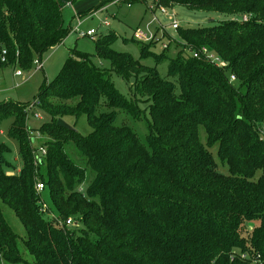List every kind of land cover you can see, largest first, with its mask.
<instances>
[{
    "label": "trees",
    "instance_id": "obj_1",
    "mask_svg": "<svg viewBox=\"0 0 264 264\" xmlns=\"http://www.w3.org/2000/svg\"><path fill=\"white\" fill-rule=\"evenodd\" d=\"M78 1L0 0V65L30 67L36 56L43 63L42 55L70 35L62 10ZM155 2L237 19L180 27L184 43L172 39L179 51L171 58L135 36L139 58L117 51L116 34L108 33L96 39L95 53L73 48L34 105L0 107V127L12 119L8 135L22 159L21 170L8 174L11 148L0 142V202L27 233L22 251L0 205V264H264V0ZM203 47L226 65L193 57L190 51ZM93 56L111 67L95 64ZM145 58H157L156 65L142 63ZM162 58L170 59L168 77L157 67ZM112 72L132 98L112 83ZM37 108L51 120L32 129L25 113L36 115ZM83 114L92 127L87 135L58 125L59 118ZM120 115L143 120L145 139L127 118L117 123ZM26 126L47 141L46 155L35 161ZM46 191L56 209L49 218L48 205L38 204ZM68 218L77 225H57Z\"/></svg>",
    "mask_w": 264,
    "mask_h": 264
},
{
    "label": "rangeland",
    "instance_id": "obj_2",
    "mask_svg": "<svg viewBox=\"0 0 264 264\" xmlns=\"http://www.w3.org/2000/svg\"><path fill=\"white\" fill-rule=\"evenodd\" d=\"M102 2L103 1L101 0H80L75 4H69L63 8V21L66 26L71 27V33L63 43L42 55V61L44 64L43 69L38 68L35 63V61L39 59V56H36L33 59L30 67H21L18 64L0 65V107H2V110L6 109L8 105H12L10 102L19 103L23 106L34 105L35 97L40 92L44 91L48 84L56 80L65 62L71 56V50L73 48H77L78 50L87 53H95L97 41L88 36L80 35V32H86L89 29L94 28L98 31V37L114 32L116 34V39L113 41L112 47L117 51L129 52L135 58L140 57V51L138 44L131 40L134 37V33L138 29L151 34L156 33L159 41H154L156 45L153 47V50L171 58L178 53L179 46L176 44L170 46V42L172 39H175L176 43H180L181 45L184 43L179 37V33L183 28L210 27L221 21L237 19L233 14L196 10L183 5H174L169 9V13L174 14L175 19L181 24L180 27L182 29L178 31L170 28L172 20L169 19L168 15L166 16L157 12V16L162 25L153 20V14L149 10V5L154 4L155 0H147L146 2L136 0L131 6H128L126 3L122 5L111 4L107 7L108 9H103L102 7L95 13L93 12L94 9L89 13L87 12L89 9L95 8ZM80 12H82V14H79ZM78 17H80V19ZM107 21L110 25L105 24ZM78 23H80L78 30H75ZM157 29L158 32H156ZM164 32H166L167 35H164ZM163 43L167 44L166 47L163 46ZM92 61L95 64L103 65L106 68L111 67V63L108 60L102 59L98 56H93ZM169 61L170 59L168 58H162L157 65L161 76L168 77ZM156 62L157 58L142 59V63L149 66H155ZM18 71H21L22 75H17ZM111 81L124 95L128 98H132L130 87L122 77L115 72H112ZM141 104L142 108L147 106V103ZM37 111L39 112L40 117H36L32 112L27 113L25 111V114H27L26 118H28V127L32 129L38 128L43 123L51 120L46 112L39 108H37ZM145 116L149 117V109L147 108L143 114V117ZM123 118L128 119L129 125L134 127L138 136L144 140L148 130L145 122L143 120H133L131 117H125L123 115H120L116 122L120 123ZM12 122V119L6 120L0 127V142H4L11 148V153L8 155L10 165L5 166V171L11 175L14 172H19L22 168L19 146L17 142L8 135ZM67 123L71 126H75V128H77V130L83 135H87L92 131V127L88 123L85 114L78 118L73 116L68 117ZM28 127L26 126V141H28V144L31 147L30 157L35 161L36 157L42 155L41 148H47V141L34 130L32 131L28 129ZM200 137L202 142L205 143L207 134L203 127H200ZM69 152L74 159H79L78 157L80 155L74 147H70ZM220 166V170L224 174L229 173L227 165L223 166L220 162ZM87 174L91 178L92 172L88 171ZM83 188L84 187L82 186V191H84ZM38 204L40 206H43L44 204L48 205L50 211L45 213L42 211L46 218L51 217L53 212H56L48 191L42 194ZM0 205L3 208L10 225L20 235V238L18 239L19 247L22 251H25L23 238H25L27 233L21 220L15 215L11 207L2 202H0Z\"/></svg>",
    "mask_w": 264,
    "mask_h": 264
},
{
    "label": "built area",
    "instance_id": "obj_3",
    "mask_svg": "<svg viewBox=\"0 0 264 264\" xmlns=\"http://www.w3.org/2000/svg\"><path fill=\"white\" fill-rule=\"evenodd\" d=\"M101 1H109V3L112 4H124L126 3L128 6H131L134 2V0H101ZM169 9L166 6L163 5H158L156 2L154 4H150L149 5V10L151 11V13L153 14V20L155 22L160 23L159 18L157 16V12L162 13L163 15H168L169 19L172 20L171 26L170 28L173 30H178L180 28V23L175 19V15L174 14H170L169 13ZM244 21L247 20V17L245 16ZM106 25H110V23L107 21L105 22ZM162 25V23H160ZM80 23L77 25L76 29L78 30ZM157 32V31H156ZM80 35L82 36H88L93 40H96L98 38V31L94 28L89 29L86 32H80ZM135 38L142 40L144 42H150V41H159V39L157 38V34H151L148 32H144L140 29H138L135 33H134ZM166 43H163V46L166 47ZM191 54L193 55V57L196 58H200L202 55H205L207 59L213 61L214 63H216L219 67H224L226 65V62L223 61L220 57H218L217 55H215L214 53H211L210 51H208V49L206 47H203L202 49L196 51V50H191L190 51ZM5 54L6 51H3V57H2V61H6L5 58ZM36 65L38 68H42L43 63L40 62L38 59L35 61ZM17 75H22L21 71L17 72ZM36 117H40V114L37 113L35 115ZM260 134L262 136V138H264V122L262 123V127H260ZM41 152L43 155H46L47 150L46 148H41ZM45 188L43 183H38L37 184V190L38 191H42ZM57 225L59 227L64 228L65 226H75L77 225V222L74 221L72 218H68L66 221L63 220H58V222L56 221Z\"/></svg>",
    "mask_w": 264,
    "mask_h": 264
},
{
    "label": "water",
    "instance_id": "obj_4",
    "mask_svg": "<svg viewBox=\"0 0 264 264\" xmlns=\"http://www.w3.org/2000/svg\"><path fill=\"white\" fill-rule=\"evenodd\" d=\"M58 125L60 126H70L65 120L59 118L58 119Z\"/></svg>",
    "mask_w": 264,
    "mask_h": 264
},
{
    "label": "crops",
    "instance_id": "obj_5",
    "mask_svg": "<svg viewBox=\"0 0 264 264\" xmlns=\"http://www.w3.org/2000/svg\"><path fill=\"white\" fill-rule=\"evenodd\" d=\"M79 1H80V0H79ZM76 3H77V2H76ZM111 4H112V3L107 4L106 6L103 7V9H108L107 7H108L109 5H111ZM118 5H122V4H118ZM94 13H95V12H94ZM94 13H93V14H94ZM93 14H90V15H93ZM78 18L80 19V17H78ZM78 24H79V23H78Z\"/></svg>",
    "mask_w": 264,
    "mask_h": 264
}]
</instances>
